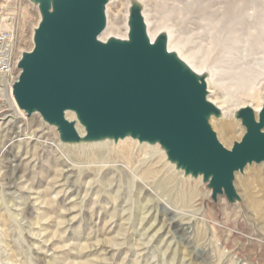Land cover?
<instances>
[{
  "label": "rangeland",
  "instance_id": "rangeland-1",
  "mask_svg": "<svg viewBox=\"0 0 264 264\" xmlns=\"http://www.w3.org/2000/svg\"><path fill=\"white\" fill-rule=\"evenodd\" d=\"M129 2L107 3L108 14L117 21L119 29H112L111 33L107 30L105 39L109 34H127ZM216 3L218 8L220 1ZM209 5L206 11L216 15L215 8ZM160 10L158 6L157 12ZM232 13L233 7L221 21ZM38 17L37 6L29 0H0V30L13 27L15 58L32 48L31 32ZM185 25L189 30L194 27ZM253 38L249 34V40ZM249 47L250 53L256 48L254 43ZM214 56L212 61L219 60L220 50ZM260 83L261 106L264 80ZM212 87L213 94H222V86ZM238 102L226 103L222 112L221 122L233 123L228 136L219 128L220 117L210 119L219 141L227 148L244 132L234 117L235 110L244 105L242 100ZM68 118H73V114ZM89 147L90 144L61 143L55 127L44 122L38 113L27 116L14 106L8 94L0 95V264H82L85 258L89 264H132L135 259L141 264H264L263 164L252 163L243 173H236L234 185L240 199L230 204L223 195L212 200L211 190L201 177L183 175L166 156L163 161L159 159L163 173L174 175L183 185H193L199 192L197 205L186 207L172 200L155 179H143L140 163H150L143 143L136 142L135 158L130 163H98L78 157ZM92 161L102 165L101 170L115 165L120 171L110 176L108 183L102 182L106 183L104 190H108L103 195L96 194L98 182L94 177L101 172L91 171L90 167H95ZM47 201L53 203V209L41 213ZM170 215L184 224L183 233L167 224ZM109 236L119 239L108 243Z\"/></svg>",
  "mask_w": 264,
  "mask_h": 264
},
{
  "label": "water",
  "instance_id": "water-1",
  "mask_svg": "<svg viewBox=\"0 0 264 264\" xmlns=\"http://www.w3.org/2000/svg\"><path fill=\"white\" fill-rule=\"evenodd\" d=\"M29 1L40 20L11 86L23 113H38L69 145L125 137L158 144L183 175L207 183L212 200L239 201L236 173L264 165V93L257 114L250 105L235 110L244 132L227 148L210 124L222 112L207 97L205 76L168 50L165 32L148 36L138 0L128 4L126 38L105 40L109 0Z\"/></svg>",
  "mask_w": 264,
  "mask_h": 264
},
{
  "label": "bare ground",
  "instance_id": "bare-ground-1",
  "mask_svg": "<svg viewBox=\"0 0 264 264\" xmlns=\"http://www.w3.org/2000/svg\"><path fill=\"white\" fill-rule=\"evenodd\" d=\"M138 1L143 5L141 13L148 36L151 39H154L160 32H165L167 34L168 50L175 51L177 55L195 72L205 76L208 90L207 97L218 108H220L221 112H223L226 107V103L232 102L233 104H237L238 101L242 100L244 103L243 106L250 105L257 114L260 108L261 99V88L259 84L264 80V0H154V3L151 4H147L146 0ZM217 1H220V3L218 8H215V4H218L216 3ZM107 5L105 8L106 26L99 36L101 40H105L104 33L107 30L111 33L110 30L112 29H119L117 21L109 16ZM207 5L215 8L216 15L211 16L206 11ZM158 6L161 7L160 12H157ZM231 7H233L232 15L221 21L222 16L231 9ZM22 20L23 16H21V20L18 23L19 28L22 25ZM39 20L40 15L37 24ZM3 21L4 19H2V24H4ZM172 21H176L178 24L174 25ZM5 24H7V22ZM185 24H193L194 27L189 30L186 28ZM32 34L33 29L30 38L31 43H33ZM249 34H252L254 37L253 40H251L252 42L249 40ZM111 35L113 34H109L108 36ZM113 36L126 38V35H118L117 33ZM212 40H214V44L210 45V41ZM252 43H254L256 48L250 53L249 46ZM218 50H220L221 58L212 61V58L215 57V52ZM18 58L19 56L17 57V60ZM17 60H15L16 64ZM209 61H212V63L208 64ZM17 70L19 69L17 68ZM212 84L222 86L223 92L220 96L213 94ZM11 86L12 84L10 85L5 80V76H0V95L5 96L8 94L14 106L19 109L13 98ZM70 114L72 113L67 112V117H69ZM223 120V115H221L218 120L219 128L224 135L228 136L233 130V123L221 122ZM76 128L78 133L82 136L84 134L83 127L77 124ZM136 142V139L130 137L119 139L116 144H113L112 140L109 139L90 143L80 142L78 144H90V147L88 152H82L78 157L82 156L88 160H95L98 163H100V161H109L112 163L123 161L130 163L131 160L135 158ZM143 146L148 148L150 160V163H140V174L143 179L152 181L155 179L156 182H154L161 186V188H165L167 195H169L172 200L179 202L186 207L190 204L197 205L200 200L198 197L199 192H196V188H194L193 185H183L175 179L174 175L162 172L164 169L162 170L163 167L161 168L158 162L164 160L165 153L163 150H159V145H149L148 143L143 142ZM154 158H158V160L155 161ZM92 164H94L93 161ZM165 165L167 166L166 163ZM92 166L90 167L91 171L98 174L101 172L99 176L96 175L94 177L96 182H98L95 190L97 191V195H103L108 190H104L103 187L106 183L102 184V182L106 181L108 183L107 179L110 176L117 175L120 171L117 172L115 165L105 170H101L100 167H102V165L100 166L97 164L95 167ZM171 168L172 167L169 168V172ZM92 179L91 181H93ZM96 182L93 183L96 184ZM86 183L87 182H85V184ZM107 195L110 197L114 196H112V194L110 195L109 192ZM169 197L168 199H170ZM98 198L100 197L98 196ZM45 203H47L46 209L41 210V213L53 209V203L51 201ZM93 204L95 205V201ZM167 224L171 225L175 230L180 231L181 233L185 231L184 224L175 219L173 215H170ZM116 230H118V228ZM118 239H115L114 236H109L107 242L112 243ZM82 264H89V260L85 258V260L82 261ZM132 264L141 263L139 259H135L132 261Z\"/></svg>",
  "mask_w": 264,
  "mask_h": 264
},
{
  "label": "built area",
  "instance_id": "built-area-1",
  "mask_svg": "<svg viewBox=\"0 0 264 264\" xmlns=\"http://www.w3.org/2000/svg\"><path fill=\"white\" fill-rule=\"evenodd\" d=\"M14 54V29L0 30V76H5V80L11 85L17 79V70Z\"/></svg>",
  "mask_w": 264,
  "mask_h": 264
}]
</instances>
